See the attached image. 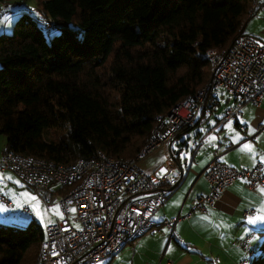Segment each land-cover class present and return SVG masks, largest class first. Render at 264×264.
I'll return each instance as SVG.
<instances>
[{"label":"trees","instance_id":"trees-1","mask_svg":"<svg viewBox=\"0 0 264 264\" xmlns=\"http://www.w3.org/2000/svg\"><path fill=\"white\" fill-rule=\"evenodd\" d=\"M37 5L43 23L61 31L47 40L37 19L22 13L10 34H0L2 153L64 164L98 153L135 158L157 118L207 84L208 51L225 50L237 34H245L252 15V0H37ZM45 237L36 221L25 228L0 223V264H37ZM251 264H264V240Z\"/></svg>","mask_w":264,"mask_h":264},{"label":"built area","instance_id":"built-area-1","mask_svg":"<svg viewBox=\"0 0 264 264\" xmlns=\"http://www.w3.org/2000/svg\"><path fill=\"white\" fill-rule=\"evenodd\" d=\"M259 9H264V0H252L250 14ZM207 55L211 69L208 84L199 89L194 98L178 102L164 117L157 118L150 141L135 158L98 153L90 159L64 164L14 153L1 156L2 171L16 173L41 196L46 206L59 204L61 217L46 225L37 264H97L126 245L134 247L138 237L153 230L151 217L170 197L172 186L182 176L173 147L174 143L179 144L176 135L196 124L199 112L209 100V90L222 87L234 98L233 105L225 110L220 121L236 117L245 104L262 102L263 43L242 34L225 50L211 49ZM219 99L218 96L210 99L213 108ZM161 146L166 148V153L156 171L151 174L140 171L137 160ZM205 177L209 191L195 203L202 212L213 206L221 193L237 180H244L250 189L264 187L262 162L252 168L239 169L215 157L208 163ZM61 189L66 192H60ZM0 200L11 205L4 196ZM177 219L165 220L171 233ZM252 235L254 233L240 239L238 245L250 251Z\"/></svg>","mask_w":264,"mask_h":264},{"label":"crops","instance_id":"crops-1","mask_svg":"<svg viewBox=\"0 0 264 264\" xmlns=\"http://www.w3.org/2000/svg\"><path fill=\"white\" fill-rule=\"evenodd\" d=\"M243 32L264 44V9L256 10L247 18ZM211 93L196 124L178 133L179 144L174 143L177 151L192 147L191 156L183 164L178 160L183 170L181 181L151 217L153 230L138 237L134 247L126 245L97 264H167L168 261L172 264H240L242 261L251 264L257 257L264 240V220L250 223L249 218L264 216V192L261 191L264 187L250 189L244 180H237L206 212L196 208L195 203L209 191L205 170L215 157L239 169L252 168L262 162L264 172V97L259 105L245 104L236 117L220 121L225 110L233 105L234 98L222 87ZM213 96L220 98L214 108L210 104ZM231 119L233 122L229 123ZM196 128L201 130L192 136L189 132ZM203 144L208 148L202 150ZM245 144L251 146L250 151L244 148ZM165 153V147L156 148L139 161V168L145 172L154 171ZM55 207L51 208L54 211L46 210L49 212L45 214L43 227L61 217L60 208ZM246 211H249L247 215ZM26 213V216L19 215V219L2 218L18 225L27 224V219L36 221L32 212ZM176 217L171 233L165 220ZM252 233L250 251H247L238 241Z\"/></svg>","mask_w":264,"mask_h":264},{"label":"rangeland","instance_id":"rangeland-1","mask_svg":"<svg viewBox=\"0 0 264 264\" xmlns=\"http://www.w3.org/2000/svg\"><path fill=\"white\" fill-rule=\"evenodd\" d=\"M22 13H28L37 19L39 25L42 27V29L44 31V34H45V37L47 38V40H50L53 35L59 34L61 31L59 28H56V27H54V28L51 27L49 29L46 26V24L43 23L44 20H43V17H42L40 10L38 9L37 0H0V20L4 21V23H0V34H2V33L10 34L13 30V26H14L15 21L18 19V17ZM69 26H70V28L77 30L76 23L72 22L71 24H69ZM238 35H241V34H237L235 37H237ZM82 37H83V32L79 31V40L82 39ZM235 37L233 38V40L235 39ZM233 40L231 41L230 45L232 44ZM208 82H207V84H208ZM229 122H233V119H231ZM206 129H207V127L204 128L205 132H206ZM198 130H201V129H199V128L192 129L189 133H191L192 136H195V134L198 132ZM178 133H177L176 137L178 136ZM208 139H212V138H208ZM5 140H6L5 136L0 135V158L3 155L2 152H3V147L5 145ZM206 143H208V142H206ZM187 146H188V144H187ZM204 147L208 148L206 145L204 146V144H203L202 150ZM174 149H175V151L177 150L176 145H174ZM191 150H192V147H189V146H188V149H185L184 147L182 148V151L178 155L179 161L182 164L184 163L185 159H187V160L190 159ZM7 153H13V152H7ZM14 154H16V153H14ZM19 155H21V154H19ZM145 156H142L137 160V167L140 171H142V170L139 168L138 163ZM51 161H53V160H51ZM56 163H59V162H56ZM156 169L152 172H145V171H142V172L147 173V174H151V173H154L156 171ZM182 174H183V170H182ZM9 176L11 177V179H8ZM0 177H3V179L0 180V198H1V196H4L11 203L10 206H7V204L5 202L0 200L1 201L0 209H2V211H0V223L3 226L16 225V226H19L21 228H25L27 226V224L29 223V221L31 222L32 220L27 219V224H22V225L20 224L21 225L20 226L18 224H12L9 220H4L2 217H9L11 219H12V217H14V219H19L18 218V217H20L19 215L26 216L27 215L26 212H28V213L32 212L33 215L35 216V220L37 222L40 221L42 226H44L46 224L45 214L47 212H49L46 210L54 211V209H51V208L53 206H55L56 204L51 205L49 207L46 206L44 204L41 196L36 191H34L32 188H30L28 185L23 183L21 181V179L17 176V174L12 172V171H2L0 169ZM17 181H19V183H17ZM33 196L37 197V199L33 200V198H32ZM55 209H56V207H55ZM37 213H39V215ZM15 217H17V218H15ZM16 223H17V221H16ZM256 255H258V254H256ZM37 262H38V260H37ZM251 262H252V260H251Z\"/></svg>","mask_w":264,"mask_h":264},{"label":"snow or ice","instance_id":"snow-or-ice-1","mask_svg":"<svg viewBox=\"0 0 264 264\" xmlns=\"http://www.w3.org/2000/svg\"><path fill=\"white\" fill-rule=\"evenodd\" d=\"M0 23H4V21L0 20ZM229 123H231V122H229ZM244 148L245 149H248L249 151L251 150V146L250 145H247V144L244 145ZM161 171L163 172L164 170L162 169ZM2 179H3V177H0V180H2ZM8 179H11V177L9 176ZM17 183H19V181H17ZM261 191L264 192V189H261ZM32 198H33V200H36L37 199V197H35V196H33ZM56 207L59 208V204H57ZM75 210L76 209H74V208L71 209V211H73V212ZM0 211H2V209H0ZM37 214L39 215V213H37ZM249 220H250V223H256L257 220H264V216H258L256 218H251L250 217ZM49 223H51V221H49ZM45 247H47V245H45Z\"/></svg>","mask_w":264,"mask_h":264},{"label":"water","instance_id":"water-1","mask_svg":"<svg viewBox=\"0 0 264 264\" xmlns=\"http://www.w3.org/2000/svg\"><path fill=\"white\" fill-rule=\"evenodd\" d=\"M187 146V145H186ZM178 153V152H177Z\"/></svg>","mask_w":264,"mask_h":264}]
</instances>
